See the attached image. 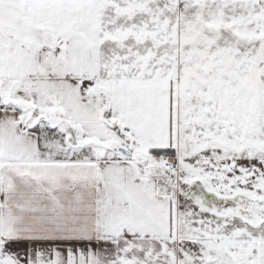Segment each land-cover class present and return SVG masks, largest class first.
Wrapping results in <instances>:
<instances>
[{
  "label": "snow or ice",
  "instance_id": "snow-or-ice-1",
  "mask_svg": "<svg viewBox=\"0 0 264 264\" xmlns=\"http://www.w3.org/2000/svg\"><path fill=\"white\" fill-rule=\"evenodd\" d=\"M0 264H264V0H0Z\"/></svg>",
  "mask_w": 264,
  "mask_h": 264
}]
</instances>
